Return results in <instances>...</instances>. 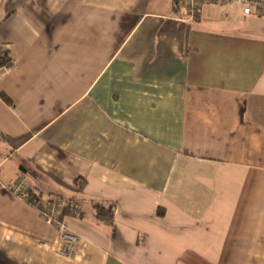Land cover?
I'll use <instances>...</instances> for the list:
<instances>
[{
  "label": "crops",
  "instance_id": "0c3cea01",
  "mask_svg": "<svg viewBox=\"0 0 264 264\" xmlns=\"http://www.w3.org/2000/svg\"><path fill=\"white\" fill-rule=\"evenodd\" d=\"M0 47V264H264V16L0 0Z\"/></svg>",
  "mask_w": 264,
  "mask_h": 264
},
{
  "label": "built area",
  "instance_id": "2783aa9c",
  "mask_svg": "<svg viewBox=\"0 0 264 264\" xmlns=\"http://www.w3.org/2000/svg\"><path fill=\"white\" fill-rule=\"evenodd\" d=\"M175 6L185 12L188 22H195L199 19L200 8L204 4L231 5L242 9L245 18L251 15L264 16V2L262 0H174ZM0 135V139H1ZM9 191L20 196L25 201L29 200L31 187L23 178H18L10 187ZM62 201L58 198L50 202L38 203L37 208L44 219L53 226L58 237V251L65 257H73L80 242L79 237L72 233L61 218L63 213ZM76 207L70 209L75 215Z\"/></svg>",
  "mask_w": 264,
  "mask_h": 264
},
{
  "label": "trees",
  "instance_id": "16d2710c",
  "mask_svg": "<svg viewBox=\"0 0 264 264\" xmlns=\"http://www.w3.org/2000/svg\"><path fill=\"white\" fill-rule=\"evenodd\" d=\"M12 66H13V60L10 56L9 51L3 47H0V70L1 69H10V68H12ZM30 202L36 203L32 199H30Z\"/></svg>",
  "mask_w": 264,
  "mask_h": 264
}]
</instances>
